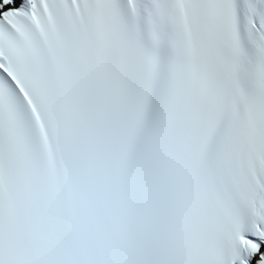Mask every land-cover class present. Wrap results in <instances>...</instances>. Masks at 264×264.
I'll list each match as a JSON object with an SVG mask.
<instances>
[{"label":"snow or ice","instance_id":"1","mask_svg":"<svg viewBox=\"0 0 264 264\" xmlns=\"http://www.w3.org/2000/svg\"><path fill=\"white\" fill-rule=\"evenodd\" d=\"M0 264H264V0H0Z\"/></svg>","mask_w":264,"mask_h":264}]
</instances>
